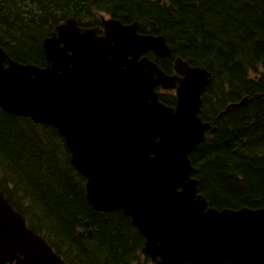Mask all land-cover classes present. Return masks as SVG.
Returning a JSON list of instances; mask_svg holds the SVG:
<instances>
[{"label":"water","instance_id":"95a60500","mask_svg":"<svg viewBox=\"0 0 264 264\" xmlns=\"http://www.w3.org/2000/svg\"><path fill=\"white\" fill-rule=\"evenodd\" d=\"M102 23L97 35L68 17L42 41V67L0 47V109L57 129L92 208L129 217L154 264H264V208L209 206L192 176L189 152L215 131L200 117L210 72L177 57L168 74L146 54L169 55L163 35L139 33L137 21ZM159 87L175 90L173 106ZM6 263L65 264L0 190Z\"/></svg>","mask_w":264,"mask_h":264},{"label":"trees","instance_id":"16d2710c","mask_svg":"<svg viewBox=\"0 0 264 264\" xmlns=\"http://www.w3.org/2000/svg\"><path fill=\"white\" fill-rule=\"evenodd\" d=\"M68 16L81 27L137 21L165 37L169 55H147L166 73L175 57L207 69L201 118L215 131L188 154L198 192L217 209L264 208V0H0V46L43 66L42 41ZM84 185L54 127L0 109V190L28 226L66 264H150L130 218L94 210Z\"/></svg>","mask_w":264,"mask_h":264},{"label":"bare ground","instance_id":"6f19581e","mask_svg":"<svg viewBox=\"0 0 264 264\" xmlns=\"http://www.w3.org/2000/svg\"><path fill=\"white\" fill-rule=\"evenodd\" d=\"M214 132V131H213Z\"/></svg>","mask_w":264,"mask_h":264},{"label":"flooded vegetation","instance_id":"af4514ba","mask_svg":"<svg viewBox=\"0 0 264 264\" xmlns=\"http://www.w3.org/2000/svg\"><path fill=\"white\" fill-rule=\"evenodd\" d=\"M144 242V241H143Z\"/></svg>","mask_w":264,"mask_h":264}]
</instances>
